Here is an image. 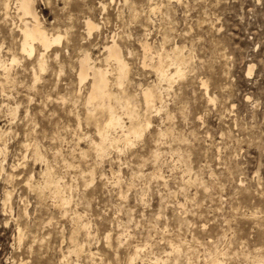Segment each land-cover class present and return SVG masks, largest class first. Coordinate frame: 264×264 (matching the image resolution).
<instances>
[{
  "label": "rangeland",
  "instance_id": "obj_1",
  "mask_svg": "<svg viewBox=\"0 0 264 264\" xmlns=\"http://www.w3.org/2000/svg\"><path fill=\"white\" fill-rule=\"evenodd\" d=\"M15 1L6 17L0 0L2 55L19 60L11 80L0 71V264H264V0H34L64 36L44 72L21 54ZM113 40L141 120L160 54L180 48L186 76L160 85L142 139L100 158L78 61L113 70ZM47 169L66 206L42 194Z\"/></svg>",
  "mask_w": 264,
  "mask_h": 264
},
{
  "label": "bare ground",
  "instance_id": "obj_2",
  "mask_svg": "<svg viewBox=\"0 0 264 264\" xmlns=\"http://www.w3.org/2000/svg\"><path fill=\"white\" fill-rule=\"evenodd\" d=\"M4 4L6 11L5 15L7 17L8 14H10L9 8L11 0H4ZM14 5L21 22L18 27L21 36L19 43L21 54L24 58L28 59V61L37 63L38 70L44 72L49 61V53L54 52V48L62 43L64 36L60 32H51L45 27L37 12L34 0H16ZM154 11L155 9L152 10V12ZM97 29L98 25L90 19L86 21V30L89 36ZM65 34L67 35V31ZM111 43L110 46L105 47L104 51L106 56L104 62L113 63V70L98 67L89 52L84 53L78 61L79 68L77 73L80 84L90 80V86L86 95V106L88 108L87 120L94 121L96 124L99 142L95 143L92 141V145L96 155L100 158H103L109 149H119L122 143L125 144V146L132 147L135 145L136 140L142 139L145 132L151 127V122L147 115L151 114L153 111L157 113L161 112L165 107L164 93L172 88L171 85L176 79H183L186 76L187 58L184 57L180 48L175 47L171 50L172 53L164 51L160 54L157 59L159 65L158 68L155 69V73L160 82L158 85L142 90L143 103L148 114H146L144 120H141L135 110L136 101L125 89L129 78V66L122 55L120 47L114 40ZM143 49L145 55H149L152 51L147 43L143 44ZM58 57V54L55 53V59H58ZM17 63H19V60L16 57L5 59L0 48V71L3 72L5 81L6 79L11 80L12 75L10 76V72ZM252 68L253 67H250L249 72L252 71ZM113 72L114 74L112 75L115 76L116 86L120 90L119 94L111 90L110 74ZM33 73L35 86L40 78L35 69H33ZM5 81L3 80L4 83ZM163 83H167L169 89L160 88V85ZM117 103L122 106L123 112H119V109H116L115 105ZM159 104L161 106H159ZM17 111L18 110H15L14 113ZM102 117L103 120L101 119ZM125 117L129 120L128 123H126ZM133 139L135 141H133ZM34 152L37 158L42 157L37 148H35ZM90 176L93 178L94 174L91 173ZM13 178L14 174H9L7 176L8 180ZM44 179V187L40 188L42 194L48 190L53 194L59 205L66 206L68 204V199H64L63 196L66 186L61 181V178L55 176L47 169L44 173ZM31 187L29 188L31 189ZM4 205L6 206V203ZM78 220H80V216ZM19 238L20 241H22L21 233ZM138 251L139 250H137V253ZM80 253H82V249L77 246L74 247L73 251L69 252V254L77 255ZM63 258H65V256ZM213 264L221 263L216 261Z\"/></svg>",
  "mask_w": 264,
  "mask_h": 264
}]
</instances>
